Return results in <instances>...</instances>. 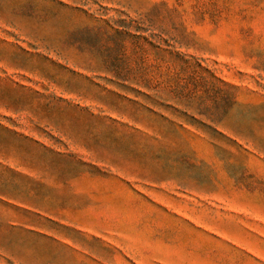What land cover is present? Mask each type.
<instances>
[{"label": "rangeland", "instance_id": "374dc122", "mask_svg": "<svg viewBox=\"0 0 264 264\" xmlns=\"http://www.w3.org/2000/svg\"><path fill=\"white\" fill-rule=\"evenodd\" d=\"M0 264H264V0H0Z\"/></svg>", "mask_w": 264, "mask_h": 264}]
</instances>
